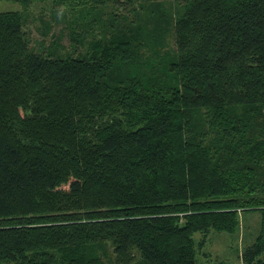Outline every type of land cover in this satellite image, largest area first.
Returning <instances> with one entry per match:
<instances>
[{
  "label": "trees",
  "instance_id": "16d2710c",
  "mask_svg": "<svg viewBox=\"0 0 264 264\" xmlns=\"http://www.w3.org/2000/svg\"><path fill=\"white\" fill-rule=\"evenodd\" d=\"M7 1L0 264H264V0Z\"/></svg>",
  "mask_w": 264,
  "mask_h": 264
},
{
  "label": "rangeland",
  "instance_id": "374dc122",
  "mask_svg": "<svg viewBox=\"0 0 264 264\" xmlns=\"http://www.w3.org/2000/svg\"><path fill=\"white\" fill-rule=\"evenodd\" d=\"M51 0H44L30 7V23L24 28L27 31L29 43L31 47L39 50L38 41L41 40L42 23L39 15H42L45 20H50L51 16ZM10 10H21L18 3L0 0V12ZM51 21V20H50ZM43 27V26H42ZM59 25L53 24L51 32H57ZM64 42L66 40L64 39ZM257 216L249 213L242 215L241 227L238 233L228 236L224 233L211 232L207 235L205 244L199 250L198 261L200 264H242L240 259V251L256 233ZM195 237L200 239L202 236L198 233Z\"/></svg>",
  "mask_w": 264,
  "mask_h": 264
}]
</instances>
